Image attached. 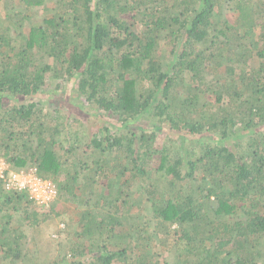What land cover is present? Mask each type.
<instances>
[{
  "label": "trees",
  "instance_id": "obj_1",
  "mask_svg": "<svg viewBox=\"0 0 264 264\" xmlns=\"http://www.w3.org/2000/svg\"><path fill=\"white\" fill-rule=\"evenodd\" d=\"M0 158L58 189L0 179V264H264V0H0Z\"/></svg>",
  "mask_w": 264,
  "mask_h": 264
},
{
  "label": "rangeland",
  "instance_id": "obj_2",
  "mask_svg": "<svg viewBox=\"0 0 264 264\" xmlns=\"http://www.w3.org/2000/svg\"><path fill=\"white\" fill-rule=\"evenodd\" d=\"M230 4H232V3L229 2L227 4V2H224L223 8H222L223 9L222 13L226 19L230 17L231 20H234L235 13L231 12ZM65 89H66V91L65 92L61 91V93L59 90L57 91L56 89L50 90V93L47 96L46 101H45L47 103L46 105H49L52 109L55 106H58V104L55 101H52L53 94L55 97H57V95H58V97L62 100L65 99L66 103L68 101H73L74 98L72 97V93L70 92L71 87H70V84L68 82H66V84H65ZM49 96H50V99H49ZM76 101H77L76 103H77V107H78L80 105L81 101H79L78 99H76ZM62 108H64V107H62ZM73 110L76 113L75 109H73ZM78 113L80 115H77V113H76V117L79 116L80 118H82V120H88L89 121V119H91L93 114H94V110H93V108L86 106L85 109L79 110ZM86 123H88V122H86ZM117 123H118V121H116V120L114 121L109 117H104L99 123H97L94 126L95 130H93V131L98 130L99 128L103 127L105 124L109 125L110 127L112 126L114 129L120 128L117 125ZM136 124H137V126H140L139 123H136ZM79 125L80 124H77V126H79ZM86 126H87V124L86 125L82 124V125H80V128L86 129ZM148 127L151 128L152 124H149ZM165 139H166V133L159 132L158 139H157V141H158L157 145H162L163 141H165ZM13 204L14 203H12V205ZM12 207L13 206H9L8 209L10 208L9 211L13 215L12 218L16 219L14 221V224H16L17 226H19V224H22L23 228L26 230V232L30 233L31 227L28 226L27 222L21 218L22 217L21 207L18 206L19 209H17V210H12ZM78 211H79V209L77 208L76 205H74V204L70 205L69 208H67V210L64 211L62 214H60V215L55 214L54 216L51 217V219H48L47 221L42 222L40 227L37 230L33 231V236L37 237V239L39 238L40 240L41 239L45 240L46 243L49 245L48 247L55 245L57 248H59L60 244L66 243V240H67L66 232L61 231L60 229L65 227V225L67 224L68 221H70L71 218L77 219L78 218L77 217ZM3 222H4V220H3ZM1 223H2V219H0V230L2 228ZM33 241H35V240L32 239V241H30V243H28L26 246L22 247L24 252L27 249V250H29L28 254H30V256L33 254H36V253H40L41 257L42 256L45 257L44 256L45 249H43L42 252H39V250L37 249V247L35 245V242H33ZM63 247L67 248V245H64ZM156 247H157L156 250L158 251V253L159 252L164 253L163 246L159 240H157V242H156ZM61 251H64V250L62 249ZM45 262H49V258L48 259L46 258ZM14 264H22L21 259H17Z\"/></svg>",
  "mask_w": 264,
  "mask_h": 264
},
{
  "label": "built area",
  "instance_id": "obj_3",
  "mask_svg": "<svg viewBox=\"0 0 264 264\" xmlns=\"http://www.w3.org/2000/svg\"><path fill=\"white\" fill-rule=\"evenodd\" d=\"M0 179L8 190L26 189L40 203H48L58 195L57 185L37 174V168L13 169L7 160L0 158Z\"/></svg>",
  "mask_w": 264,
  "mask_h": 264
}]
</instances>
